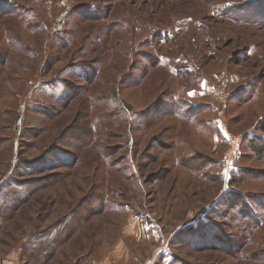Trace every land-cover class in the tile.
Returning a JSON list of instances; mask_svg holds the SVG:
<instances>
[{"label": "rangeland", "instance_id": "374dc122", "mask_svg": "<svg viewBox=\"0 0 264 264\" xmlns=\"http://www.w3.org/2000/svg\"><path fill=\"white\" fill-rule=\"evenodd\" d=\"M254 144L264 0H0L1 264H264Z\"/></svg>", "mask_w": 264, "mask_h": 264}, {"label": "trees", "instance_id": "16d2710c", "mask_svg": "<svg viewBox=\"0 0 264 264\" xmlns=\"http://www.w3.org/2000/svg\"><path fill=\"white\" fill-rule=\"evenodd\" d=\"M253 148L255 150H258L259 152H262L261 156H263V158H264V146L263 145L257 146V145L254 144ZM228 193H230V192H228ZM232 194H234V193H230V195H232Z\"/></svg>", "mask_w": 264, "mask_h": 264}, {"label": "crops", "instance_id": "0c3cea01", "mask_svg": "<svg viewBox=\"0 0 264 264\" xmlns=\"http://www.w3.org/2000/svg\"><path fill=\"white\" fill-rule=\"evenodd\" d=\"M0 264H1V262H0ZM2 264H14V263L13 262H10V261H8V262L4 261V262H2Z\"/></svg>", "mask_w": 264, "mask_h": 264}, {"label": "built area", "instance_id": "2783aa9c", "mask_svg": "<svg viewBox=\"0 0 264 264\" xmlns=\"http://www.w3.org/2000/svg\"><path fill=\"white\" fill-rule=\"evenodd\" d=\"M229 156H231L230 154H229ZM231 158V157H230ZM227 162H228V164H230L231 162H230V159H227Z\"/></svg>", "mask_w": 264, "mask_h": 264}]
</instances>
